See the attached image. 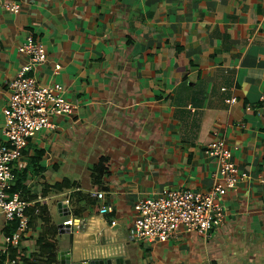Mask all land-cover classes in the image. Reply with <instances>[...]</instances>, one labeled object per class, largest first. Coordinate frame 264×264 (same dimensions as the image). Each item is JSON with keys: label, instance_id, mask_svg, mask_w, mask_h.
<instances>
[{"label": "crops", "instance_id": "crops-1", "mask_svg": "<svg viewBox=\"0 0 264 264\" xmlns=\"http://www.w3.org/2000/svg\"><path fill=\"white\" fill-rule=\"evenodd\" d=\"M3 1L0 143L28 35L47 52L29 74L62 83L74 105L13 162V186L21 179L31 202L30 229L10 250L16 264L21 252L47 264L39 238L58 253L73 236L82 257L97 239L116 243L127 264H264V0H16L19 13ZM216 138L248 174L224 196L221 224L208 236L181 228L166 242L135 236L137 201L210 190L220 164L206 148ZM15 228L0 212V246Z\"/></svg>", "mask_w": 264, "mask_h": 264}, {"label": "built area", "instance_id": "built-area-1", "mask_svg": "<svg viewBox=\"0 0 264 264\" xmlns=\"http://www.w3.org/2000/svg\"><path fill=\"white\" fill-rule=\"evenodd\" d=\"M5 9L19 13L21 5L16 0H4ZM20 50L30 55V61L23 65L17 76L10 82V95L4 109L5 135L8 143H0V212L7 221H14L16 228L6 236L5 244L0 246V264H16L10 255L11 248L21 246L22 239L30 229L31 202L20 193L12 190L16 175L13 162L22 156L29 140L42 130L54 129V117L59 114H71L74 105L65 96L62 83L39 84L29 74L34 65L47 58V52L41 42L28 35ZM260 101L264 104V94ZM236 103L237 99H230ZM206 152L217 158L220 166L217 180L208 191L191 189H165L158 195L137 201L134 205V235L151 242H166L172 239L179 229L198 232L208 236L211 229L219 226L224 217L223 198L234 190L237 184L246 178L233 161L232 150L222 138H216L206 148ZM103 190L95 195L102 200ZM65 202L70 203L66 198ZM113 206L103 204L100 211L113 212ZM72 219L62 224L69 225L72 231Z\"/></svg>", "mask_w": 264, "mask_h": 264}, {"label": "water", "instance_id": "water-1", "mask_svg": "<svg viewBox=\"0 0 264 264\" xmlns=\"http://www.w3.org/2000/svg\"><path fill=\"white\" fill-rule=\"evenodd\" d=\"M69 206L65 201L59 204V210L64 214L69 213ZM69 225H60V234H70ZM75 238L71 237L70 246L67 249L59 250L57 258L59 264H127L123 254L119 253L116 243L106 244L95 239V244L86 249L89 255L82 257L75 251Z\"/></svg>", "mask_w": 264, "mask_h": 264}, {"label": "trees", "instance_id": "trees-1", "mask_svg": "<svg viewBox=\"0 0 264 264\" xmlns=\"http://www.w3.org/2000/svg\"><path fill=\"white\" fill-rule=\"evenodd\" d=\"M22 187H24L23 183L21 182V179L18 178L17 183L12 187V190L9 192V194L15 191H20L22 196H25V193L22 192L20 189ZM38 244L41 249L40 256L47 255L48 257L47 264H58L57 243H55L54 241L48 240L44 237H40ZM12 255L18 258V264H35L32 262V258L30 256H27L22 252L19 254L14 253Z\"/></svg>", "mask_w": 264, "mask_h": 264}]
</instances>
